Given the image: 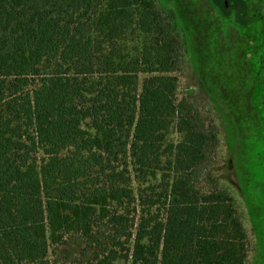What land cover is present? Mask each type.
I'll return each instance as SVG.
<instances>
[{
    "label": "trees",
    "instance_id": "obj_1",
    "mask_svg": "<svg viewBox=\"0 0 264 264\" xmlns=\"http://www.w3.org/2000/svg\"><path fill=\"white\" fill-rule=\"evenodd\" d=\"M197 29L200 65L217 71L221 34ZM180 67L155 0H0V264L246 263L236 200L197 187L218 138L177 100ZM201 75L258 121L263 74L257 94L242 74ZM70 236L81 257L50 260Z\"/></svg>",
    "mask_w": 264,
    "mask_h": 264
},
{
    "label": "rangeland",
    "instance_id": "obj_2",
    "mask_svg": "<svg viewBox=\"0 0 264 264\" xmlns=\"http://www.w3.org/2000/svg\"><path fill=\"white\" fill-rule=\"evenodd\" d=\"M155 1L165 19L173 26L180 55L181 67L176 72V98L192 102L214 127L218 138L211 165L204 171L197 187L203 192L223 189L234 197L248 240L245 264H260V256L264 264V249L261 255L264 242V102L260 104L258 113L256 111L258 121L253 117L254 111L252 113L250 109L247 111L244 108L240 114L235 113L220 90L205 83L201 75L221 74L219 81L224 82L221 76L225 74H242L243 89L249 92L254 89L253 93H258L264 70L257 74L259 81L256 85L252 83L251 77H244V74H254L251 70V53L256 52V43L260 39L262 42L259 43L264 45V0H187V4L183 0ZM217 14L223 15V19L227 20L224 27L221 24L219 27L215 26ZM197 26L205 34L210 29L221 34L224 45L216 65L212 67V70L217 71H206L207 66L200 65L202 57L199 36L195 33ZM251 46H254L252 51ZM228 56H235L237 60L232 58L229 61ZM237 61L239 64L245 62L247 66L244 63L240 65L244 70H236L233 63L237 64ZM227 63L232 65L231 68H228ZM144 77L145 75H140V82ZM233 81L235 82L234 79ZM242 95L243 93L235 92L238 105L244 103L247 106L248 102L243 101ZM246 113L252 117H248ZM260 142L262 145L257 148L256 144ZM79 241L77 236L68 237L64 245L50 250V260L80 258L83 244Z\"/></svg>",
    "mask_w": 264,
    "mask_h": 264
},
{
    "label": "flooded vegetation",
    "instance_id": "obj_3",
    "mask_svg": "<svg viewBox=\"0 0 264 264\" xmlns=\"http://www.w3.org/2000/svg\"><path fill=\"white\" fill-rule=\"evenodd\" d=\"M229 5H230V4H229ZM263 249H264V242H263V246H262L261 255H262V253H263ZM260 259L262 260L261 256H260ZM260 259H259V263L261 262L260 264H263V261H261Z\"/></svg>",
    "mask_w": 264,
    "mask_h": 264
}]
</instances>
